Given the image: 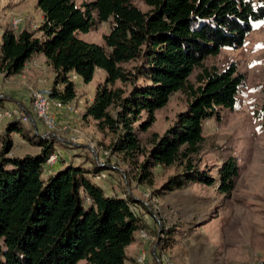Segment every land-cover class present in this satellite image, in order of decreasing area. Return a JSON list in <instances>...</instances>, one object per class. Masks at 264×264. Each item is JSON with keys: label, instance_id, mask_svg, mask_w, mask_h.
<instances>
[{"label": "trees", "instance_id": "16d2710c", "mask_svg": "<svg viewBox=\"0 0 264 264\" xmlns=\"http://www.w3.org/2000/svg\"><path fill=\"white\" fill-rule=\"evenodd\" d=\"M141 1L145 10L133 0H36L43 20L36 29H5L0 72L16 75L33 54L43 53L54 71L51 96L68 103L76 97L72 74L87 83L96 69L103 70L105 78L82 117L109 138L108 156L127 166V179L152 187L156 167H174L177 172L158 193L216 182L228 193L237 160L227 157L216 177L200 168L203 125L220 110L236 108L244 75L233 62L220 70L202 61L241 46L253 22L264 20V0ZM103 21L110 29L102 44L78 37ZM195 68L200 71L191 81ZM178 91L186 97L185 109L163 133L143 139L156 110ZM254 116L264 123V101ZM13 134L39 151L9 155ZM55 142L17 119L0 132V264H126V248L137 231L150 232L138 210L143 202L129 193L107 195L92 179L108 164L94 162L88 169L59 160L62 167L43 178Z\"/></svg>", "mask_w": 264, "mask_h": 264}, {"label": "rangeland", "instance_id": "374dc122", "mask_svg": "<svg viewBox=\"0 0 264 264\" xmlns=\"http://www.w3.org/2000/svg\"><path fill=\"white\" fill-rule=\"evenodd\" d=\"M87 1L90 0H76L77 4ZM133 2L142 10L146 9L141 0ZM31 12L40 19L33 0H0V42L5 29L12 30L13 18L31 16ZM24 24L22 22L13 31L18 33L24 29ZM109 29V21L97 22L89 32H79L78 37L102 44L103 35ZM231 62L244 75L243 85L237 95V105L233 110H220L217 116L204 122L205 141L199 165L200 168L209 169L216 177L221 163L229 156L235 157L238 174L233 189L228 193L220 192L218 182L210 186L194 183L181 189L158 193L162 183L177 172L174 167H156L152 187L140 185L130 177L127 179L124 172L127 166L118 162L115 156L109 157L102 153V150L107 149L109 138L102 135L100 142L97 141L91 119L82 117L84 108L93 99L97 85L105 78L101 69H96L91 81L87 83L79 76H71L77 97L69 103L76 112L65 110L75 118L60 124L55 119L54 128L48 127L36 117L32 111L31 98L29 107L21 109L13 95L16 83L11 76L3 79L0 75V110L13 112L12 118L0 123V132L11 119L20 120L22 115L30 116V122L23 123L40 133L36 119L43 134L55 138L59 160H65V157L80 158L84 161L79 164L92 169L96 153L97 161L109 165L105 169L107 178L97 184L104 185L111 179L117 184L121 196L129 193L141 202L155 200L158 206L156 213L151 211L153 205L151 208L138 207L140 214L149 220L150 235L153 237L145 250V264H164L165 260L174 264H264V123L254 116V110L259 109L264 101V20L253 22L241 46L222 48L218 53L207 56L202 65L215 66L221 70ZM199 71L200 68H195L189 79L194 81ZM52 78L53 71L47 75L48 82L42 87L50 86ZM23 90L26 93L27 87ZM186 104L182 92L173 93L167 103L156 110L155 122L149 131L142 134V138L150 132L163 133L176 115L185 109ZM71 137L77 138V142H72ZM13 138L15 141L9 155L36 153L37 149L20 135L13 134ZM45 173L43 171V178ZM78 264L84 262L79 261Z\"/></svg>", "mask_w": 264, "mask_h": 264}, {"label": "crops", "instance_id": "0c3cea01", "mask_svg": "<svg viewBox=\"0 0 264 264\" xmlns=\"http://www.w3.org/2000/svg\"><path fill=\"white\" fill-rule=\"evenodd\" d=\"M35 1L36 3V0H33ZM24 4V3H23ZM22 4V5H23ZM37 10L39 11L40 13V19H37L36 15L31 12V16L35 17V20L38 22V23H41L42 20H43V14L42 12L37 8ZM27 12V10H26ZM25 13V12H24ZM29 25L27 22H25L24 24V28H28ZM39 35V33H38ZM53 69L50 65H48V63L46 62V58L44 56L43 53H35L32 55V57L25 63V66L24 68L21 70L20 73L14 75V76H11L13 81L16 83V88H14V100L16 102H18L19 106L21 109L24 110L25 106L26 107H29V100H30V95H29V90L30 88H40L42 86H45V84H47L48 82V79H47V75L50 74V72H52ZM1 78L3 77V79L5 78V76L1 73ZM53 77H54V71H53ZM77 77V76H76ZM6 79V78H5ZM53 80V78H52ZM52 82V81H51ZM51 82H50V85H51ZM27 87V91L25 93V91L23 90L24 87ZM77 97V96H76ZM74 100V99H73ZM72 100V101H73ZM92 101V99H91ZM91 101L88 103L90 104ZM22 102V103H20ZM85 109V108H84ZM32 116V115H31ZM74 116L71 115L69 112H67L65 109H61V110H58L56 112V115H55V119L58 121V123H64L66 121H72L74 120ZM91 121V126L92 128L94 129V131L96 132V140L100 142V140L102 139V133H100L98 130H96V127L94 126V122L93 120H90ZM35 123H36V126L39 128V132L40 134H43L42 132V129H41V126L40 124L37 122V120L35 119ZM96 140L93 141V143L95 144L96 143ZM15 141V139L13 138V142ZM76 146H80V145H76ZM85 146V145H83ZM86 147V146H85ZM37 150H36V153L39 151V148L35 147ZM54 152H57L58 151L56 150V146H55V150ZM97 154L95 153V159L94 161L97 162ZM99 158V157H98ZM101 160V158H100ZM65 162V164L71 162L73 164H79V162H82L84 161L83 159L80 160V158H68V157H65V160H63ZM83 166V165H82ZM85 166V165H84ZM62 167V163L59 161H57V163L51 165V166H47V167H44V169H42L43 171H45L46 173V176L47 177L48 175L54 173L56 170H58L59 168ZM43 173V172H42ZM44 177V178H45ZM104 192L107 194V195H114V194H118L119 195V192H118V186L117 184L113 181V180H109V182H106L104 185H100ZM145 219V218H144ZM145 221L148 223V225L150 226V222L149 220L146 218ZM149 243L150 242H143L137 235V233L135 234V240L134 242H132L130 245L127 246L126 248V255L128 257L127 261H126V264H136L134 262V259L135 257L140 253V252H145V250H147L148 246H149ZM146 254V252H145ZM132 260H131V259Z\"/></svg>", "mask_w": 264, "mask_h": 264}, {"label": "built area", "instance_id": "2783aa9c", "mask_svg": "<svg viewBox=\"0 0 264 264\" xmlns=\"http://www.w3.org/2000/svg\"><path fill=\"white\" fill-rule=\"evenodd\" d=\"M22 22H27L30 29H36L39 27L40 23H38L32 16L24 15L20 17H15L12 19V30L18 29L19 25ZM76 77L74 74L72 75ZM29 95L31 98V107L33 113L36 115L37 118L41 119L48 127L54 128L55 127V115L58 110L61 109H67L69 112L75 113L76 110L72 104L63 103L60 100L54 98L51 96V89L50 86L48 87H41V88H30L29 89ZM13 117V112L10 110H0V123L3 120H8L9 118ZM22 122H30L31 118L27 115H22L21 119ZM77 138L71 137L72 142H77ZM102 153L104 155L109 154V150H102ZM58 153L53 152L49 155V157L46 159L45 163L43 164V167L51 166L58 161ZM99 164H104L102 162L97 161ZM106 170H101L100 172L93 174L92 179L98 183V182H104L107 178ZM150 203H148V202ZM155 200H146L143 201L144 206L146 208H151V205H153V208L151 211L156 213L158 206L155 205ZM138 237L143 242H150L152 241L153 237L150 235V232L145 229H139L137 231ZM146 260V254L145 252H140L136 257L135 261L136 264H145ZM164 264H174L173 262H170L168 260H165Z\"/></svg>", "mask_w": 264, "mask_h": 264}]
</instances>
